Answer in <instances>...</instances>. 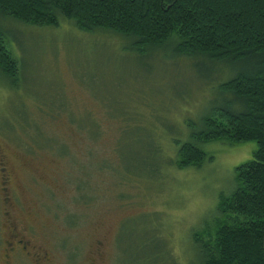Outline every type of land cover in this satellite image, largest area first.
Instances as JSON below:
<instances>
[{
	"label": "rangeland",
	"instance_id": "1",
	"mask_svg": "<svg viewBox=\"0 0 264 264\" xmlns=\"http://www.w3.org/2000/svg\"><path fill=\"white\" fill-rule=\"evenodd\" d=\"M0 27L19 69L0 76V264H35L12 262L13 232L46 264H200L192 233L256 144L174 161L205 117L238 108L219 86L233 70L67 20Z\"/></svg>",
	"mask_w": 264,
	"mask_h": 264
},
{
	"label": "trees",
	"instance_id": "2",
	"mask_svg": "<svg viewBox=\"0 0 264 264\" xmlns=\"http://www.w3.org/2000/svg\"><path fill=\"white\" fill-rule=\"evenodd\" d=\"M2 18L35 26L67 20L230 67L219 86L238 108L205 117L193 141L179 145L174 165L200 166L206 153L199 143L255 142L251 158L234 167L232 191L218 195L212 224L192 241L200 264H264V0H0ZM0 76L19 77L1 27Z\"/></svg>",
	"mask_w": 264,
	"mask_h": 264
},
{
	"label": "flooded vegetation",
	"instance_id": "3",
	"mask_svg": "<svg viewBox=\"0 0 264 264\" xmlns=\"http://www.w3.org/2000/svg\"><path fill=\"white\" fill-rule=\"evenodd\" d=\"M16 235L17 234H14L13 232L11 234L12 239L6 243L11 253L10 258L12 262L15 259L17 261L22 256L32 258L35 264H46V262H48L49 256L47 254L38 252L36 249H30L28 243L22 239L17 238Z\"/></svg>",
	"mask_w": 264,
	"mask_h": 264
}]
</instances>
